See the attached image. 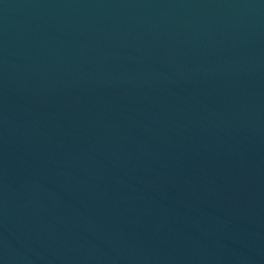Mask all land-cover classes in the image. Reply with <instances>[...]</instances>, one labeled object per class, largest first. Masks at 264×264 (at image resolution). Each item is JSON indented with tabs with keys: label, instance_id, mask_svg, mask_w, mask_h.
Wrapping results in <instances>:
<instances>
[{
	"label": "water",
	"instance_id": "95a60500",
	"mask_svg": "<svg viewBox=\"0 0 264 264\" xmlns=\"http://www.w3.org/2000/svg\"><path fill=\"white\" fill-rule=\"evenodd\" d=\"M0 264H264V0H0Z\"/></svg>",
	"mask_w": 264,
	"mask_h": 264
}]
</instances>
